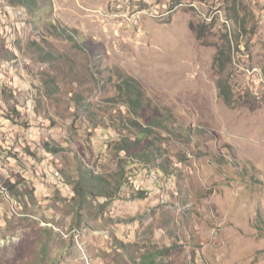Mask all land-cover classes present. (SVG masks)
Returning a JSON list of instances; mask_svg holds the SVG:
<instances>
[{"label": "rangeland", "instance_id": "obj_1", "mask_svg": "<svg viewBox=\"0 0 264 264\" xmlns=\"http://www.w3.org/2000/svg\"><path fill=\"white\" fill-rule=\"evenodd\" d=\"M27 1L0 0V166L33 191L0 195V264L44 238L47 264H111L115 241L167 264H264V0H33L35 16ZM81 165L120 187L74 225Z\"/></svg>", "mask_w": 264, "mask_h": 264}, {"label": "trees", "instance_id": "obj_2", "mask_svg": "<svg viewBox=\"0 0 264 264\" xmlns=\"http://www.w3.org/2000/svg\"><path fill=\"white\" fill-rule=\"evenodd\" d=\"M26 5L30 7V13H33L35 16V2H33V0L27 1ZM75 41L80 43L78 45L86 49L82 39H76ZM120 88L125 99V105H128L130 111H137L140 115H146L147 108L143 105L141 92L137 89L136 85H133L126 79H122V85ZM147 120L149 124L153 125L162 126L163 123H166L163 116L156 117L154 114L147 117ZM45 149L50 153L56 152L53 145L45 144ZM151 158H155V156H152ZM161 163L158 166V172L164 175L166 166ZM81 166L82 171L78 172L76 180H68L70 182L69 187L71 188L72 197L67 203V206L70 207V212L64 216H70L74 225H77L79 220H85L88 218L93 220L94 217L100 216L103 212L102 209L105 207V203L115 199L114 197H116L120 187L119 184H115L114 179L107 178L102 174L94 173L83 165ZM2 183L8 196L15 199L19 207L22 206L21 203L26 206L25 199H27V203L29 202L31 204V199L33 197L32 187L25 184V181L20 177L10 176L9 178L2 180ZM53 221H55L58 226L60 225L58 220ZM55 243L59 246H65L62 240H56ZM110 251L112 254H108V258L110 260L112 259L111 264H167L165 260L160 257L159 252L144 249L141 253L139 252L140 249L137 248V245L129 243L123 244V242L115 241V244ZM51 261L48 239L44 238V240L40 242L37 257L34 256L33 261H27L24 264H30V262H32V264H47V262Z\"/></svg>", "mask_w": 264, "mask_h": 264}, {"label": "built area", "instance_id": "obj_3", "mask_svg": "<svg viewBox=\"0 0 264 264\" xmlns=\"http://www.w3.org/2000/svg\"><path fill=\"white\" fill-rule=\"evenodd\" d=\"M3 131L2 128H0V133ZM4 144L8 146V150L11 153V155L15 156V158L13 160H11L12 162H17L18 157H20V155L22 154V147L23 144L20 142L19 145L15 144V142L13 141L12 138H10L9 136H5L4 138ZM23 170L20 169H16L15 173L20 176L21 178H23L24 180H28V177L26 176L25 172H22ZM0 175L5 179L9 178L10 176H12L11 172L9 169L6 168V166H0ZM50 178L54 179V180H59L60 179V175L57 171H52V174H50ZM0 195L3 198H8L7 196L8 193L7 191L3 188V183L0 180Z\"/></svg>", "mask_w": 264, "mask_h": 264}]
</instances>
